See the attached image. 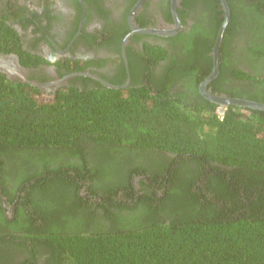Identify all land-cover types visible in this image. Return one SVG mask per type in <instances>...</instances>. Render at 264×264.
I'll list each match as a JSON object with an SVG mask.
<instances>
[{"label": "trees", "instance_id": "obj_1", "mask_svg": "<svg viewBox=\"0 0 264 264\" xmlns=\"http://www.w3.org/2000/svg\"><path fill=\"white\" fill-rule=\"evenodd\" d=\"M14 42L0 19V50ZM151 92L46 100L0 71V188L20 193L12 221L0 207V264H264V111L218 116ZM140 167L164 195L141 180L122 204ZM82 181L98 204L79 197Z\"/></svg>", "mask_w": 264, "mask_h": 264}, {"label": "flooded vegetation", "instance_id": "obj_2", "mask_svg": "<svg viewBox=\"0 0 264 264\" xmlns=\"http://www.w3.org/2000/svg\"><path fill=\"white\" fill-rule=\"evenodd\" d=\"M224 1L226 23L222 0H0V19L14 31V46L20 49L0 50V57L13 55L21 69L8 78L37 89V97L46 100L67 87H145L202 113L233 111L248 118L250 112L264 110L213 98L264 103V25H259L264 17L245 12L264 13V2L252 9L246 8L250 0ZM223 22L219 70L209 78ZM144 156L140 160L148 169ZM150 172L140 167L130 174L135 197L132 201L120 191L122 204L135 203L143 192L141 180L163 197L166 185H154ZM81 185L79 197L98 204L101 198L90 194L89 181ZM19 194L13 201L0 188V207L8 221L16 216Z\"/></svg>", "mask_w": 264, "mask_h": 264}, {"label": "water", "instance_id": "obj_3", "mask_svg": "<svg viewBox=\"0 0 264 264\" xmlns=\"http://www.w3.org/2000/svg\"><path fill=\"white\" fill-rule=\"evenodd\" d=\"M222 2L224 3L225 13H226V18L224 20V22L226 23V21L229 18V8H228V5L225 3L224 0H222ZM225 23L222 24V26L218 32V35L216 37V41H215L214 48H213L214 66H213V69H212V72H211L209 78L215 77L218 73V70H219V55H218V53H219V48H220L222 38H223ZM20 69L21 68H20L19 64L17 63L16 60H14L13 55L0 57V70H2L3 73H5L7 77L10 78L11 74L14 73V71L19 73ZM213 99L220 101L222 103H225V104H229V103L240 104V105H246V106L253 107L254 109L264 110V103L244 101V100H240V99H230V98H213Z\"/></svg>", "mask_w": 264, "mask_h": 264}]
</instances>
